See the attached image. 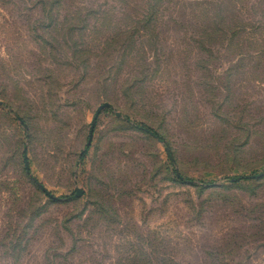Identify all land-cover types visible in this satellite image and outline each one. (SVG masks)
<instances>
[{"label":"rangeland","instance_id":"1","mask_svg":"<svg viewBox=\"0 0 264 264\" xmlns=\"http://www.w3.org/2000/svg\"><path fill=\"white\" fill-rule=\"evenodd\" d=\"M263 172L264 0H0V264H264Z\"/></svg>","mask_w":264,"mask_h":264},{"label":"water","instance_id":"2","mask_svg":"<svg viewBox=\"0 0 264 264\" xmlns=\"http://www.w3.org/2000/svg\"><path fill=\"white\" fill-rule=\"evenodd\" d=\"M110 108V105L108 103H103L102 105H100L94 115H93V118H92V121H91V124H90V129H89V134H88V139H87V143H86V147L88 148L91 144V140H92V135H93V130H94V126H95V123H96V120H97V117L99 116L100 112L104 109H109ZM19 120V119H18ZM20 121V120H19ZM20 123H22V121H20ZM25 128V127H24ZM150 135L152 137H154V135L152 133H150ZM25 152L26 150L24 149L23 150V153H24V157H23V160H24V167H25V172L26 174L29 176L30 175V172H29V168H28V164H27V161H26V155H25ZM165 152H166V155H167V158L168 160L173 163V159L171 158L170 154H169V150L168 148H165ZM264 175V172L263 173H260V174H257V175H254V176H244L240 179H244V180H252V179H259L261 178L262 176ZM176 177L177 178H180L177 174H176ZM30 179H32L30 177ZM36 186L40 189V191L48 198L52 199V200H58L57 198H54L42 185H40L39 183H35ZM75 192V197H79L81 195V192L79 191V189L75 188L74 190Z\"/></svg>","mask_w":264,"mask_h":264},{"label":"trees","instance_id":"3","mask_svg":"<svg viewBox=\"0 0 264 264\" xmlns=\"http://www.w3.org/2000/svg\"><path fill=\"white\" fill-rule=\"evenodd\" d=\"M148 132H150V133H152L157 139H158V141H163L162 140V138L157 134V133H155V132H153V131H148ZM80 157H83V154H81L80 155ZM242 180V179H241ZM244 180V179H243ZM238 181V179H233V180H231V182H237Z\"/></svg>","mask_w":264,"mask_h":264}]
</instances>
